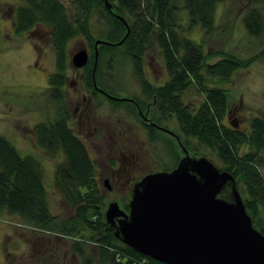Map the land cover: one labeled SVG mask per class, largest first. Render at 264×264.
<instances>
[{
  "label": "trees",
  "instance_id": "16d2710c",
  "mask_svg": "<svg viewBox=\"0 0 264 264\" xmlns=\"http://www.w3.org/2000/svg\"><path fill=\"white\" fill-rule=\"evenodd\" d=\"M110 1L112 9L103 0H69L75 8L68 13L62 0H21L16 7L14 26L17 33L36 24L48 25L51 30L56 63L48 76L47 90L55 108L52 117L45 116L32 126V130L45 155L61 158L56 167L58 184L70 205L75 207V214L66 220L53 212L41 156L31 151L23 152L12 136L0 133V226L4 216L9 214L47 232L84 233L88 230V240L96 242L100 248L98 264H168L137 251L115 236L106 221V206L103 210L99 196L97 164L86 142L70 126L68 111L62 109L64 78L69 65L67 44L76 33L82 32L92 46L97 37L111 42L99 44L96 76L100 85L108 89L101 74L106 52L111 54L107 69L115 55L120 53L129 58L144 93L151 97L157 91V109L175 112L186 147L195 154L208 156L221 169L233 173L253 224L264 233V174L259 168V153L264 148V118L252 116L247 130L229 125L225 121L229 95L221 86L205 88L202 98L193 105L181 96L192 80L202 77L229 80L235 70L254 59L220 50L215 53L216 60L208 61L210 51L205 50L204 43L185 32L199 25L203 38H209L217 29L216 14L225 0ZM114 10L127 19L130 25L127 34L125 23ZM95 11L103 21L101 28L97 20V30L92 28L91 22ZM185 17L188 24L183 21ZM243 21L251 35L258 36L264 31V16L259 7L245 11ZM122 38L123 41L117 43ZM157 50L163 57L168 78L163 85L154 87L146 77L144 54ZM90 72L91 66L87 75ZM90 85L91 92L98 94L97 88ZM244 145L248 149L240 153ZM124 206L128 208V204ZM76 249L83 254L81 246Z\"/></svg>",
  "mask_w": 264,
  "mask_h": 264
},
{
  "label": "rangeland",
  "instance_id": "374dc122",
  "mask_svg": "<svg viewBox=\"0 0 264 264\" xmlns=\"http://www.w3.org/2000/svg\"><path fill=\"white\" fill-rule=\"evenodd\" d=\"M20 2L21 0H0V133L12 136L14 142L23 152L30 153L31 151L41 156L44 162L43 173L45 184L49 190L48 198L51 208L54 213L67 220L74 216L75 207L70 205L68 197L58 184L56 167H58L61 158H50L45 155L37 144L32 130V126L45 116L52 117L55 108L54 101L49 97L48 90L45 88L48 84V75L55 69L56 63L55 51L49 40L51 30L48 25L36 24L33 26V31L19 35L14 29V21L16 7ZM62 2L67 13L74 11L75 7L70 4L69 0H62ZM253 6L259 7L264 16V0H225L219 5L216 14L217 29L209 38L206 39V36L203 38V29L199 25L185 31L189 32V35L195 40L204 43L205 50L210 51L207 56L208 61L216 60L218 56L215 53L220 50H228L226 52L254 59H249L247 65L235 70L229 80L208 79L209 77L194 79L181 93L183 100L193 105L202 98L205 88L221 86L226 89L229 95L230 116L229 118L225 117V121L229 123L232 119L241 120L240 128L246 130L249 129L252 116L258 115L264 118V31L258 36L251 35L243 21L245 11ZM114 13L116 16L120 14L116 10ZM97 20L102 28V18L95 11L91 22L93 23L92 28L96 30ZM183 21L188 24L187 17L183 18ZM95 33L97 34V32ZM78 34L79 36H76ZM73 38L69 41L71 48L79 45L77 40L83 39L82 32L76 33ZM149 59L151 64L145 63L146 74L152 82L164 83L168 78V72L160 51L149 52ZM105 63L109 66L108 61ZM103 64L102 69L108 73L106 76L110 79H107V82L104 81L103 84L106 83L111 93L117 92V88L123 86L128 89L126 90L128 94L139 96L142 94L141 86L133 74L129 58L121 56L120 53L115 55L109 70ZM66 74L68 75V97L72 98L75 86L72 80H77L78 73L70 65L66 69ZM101 74L103 77V71ZM158 77L161 79H157ZM120 79H124V81L122 82ZM95 98L96 104L99 102L102 105L99 104L101 107L96 106L98 109L96 113H101L103 118L106 116V119L113 122L121 114H124L123 111L122 113L112 111L116 104L102 98L101 95L97 94ZM70 108L74 110L73 105ZM232 108L237 111L232 113ZM74 113L75 111H71V114ZM74 119H70L69 122L76 126ZM83 127L81 129L77 126L75 130L87 140V146L97 164L98 191L104 210L108 201L114 198L121 201L123 197L121 183H118L112 190L104 184L107 163L110 156L114 157L118 153L117 146H115L112 135L107 137V132L100 142L89 143L88 138L95 135L86 129L87 126ZM170 127L179 131L175 120L170 123ZM97 134L99 135V133ZM134 134L142 143L147 139L146 132L141 130ZM180 134L182 133L180 132ZM183 136L182 134L181 137ZM170 137L169 133L161 132L158 136L159 142H156V149H154L155 145H149L147 141L145 144H140V157L136 159L132 170L134 179L140 177L145 171L151 170L152 167H161L160 160H163L164 157L166 160H163V164L173 163L174 160L165 153L164 142L171 145L175 156L182 153L178 143L174 144ZM247 149V145L242 146L240 153ZM155 150L160 153V156H153ZM191 154L194 153L191 152ZM119 155L121 154L118 153L116 156L119 158ZM212 157L220 164V160L215 155L212 154ZM259 157L261 161L259 168L264 174V148L260 151ZM123 177L126 176L123 175ZM109 183L111 184V181ZM122 204H124V200H122ZM262 214L264 217V211ZM87 233L88 230L84 233L47 232L25 224L16 215L6 214L0 226V264H98L100 248L96 242L88 240ZM79 246L84 249L83 254L76 249Z\"/></svg>",
  "mask_w": 264,
  "mask_h": 264
},
{
  "label": "water",
  "instance_id": "95a60500",
  "mask_svg": "<svg viewBox=\"0 0 264 264\" xmlns=\"http://www.w3.org/2000/svg\"><path fill=\"white\" fill-rule=\"evenodd\" d=\"M117 16L127 34V19ZM97 57L96 50L95 64ZM87 60L86 48L71 58L77 67ZM183 150L175 167L147 172L134 183L128 211L116 199L108 203L105 218L115 236L168 264H264V233L253 224L233 173Z\"/></svg>",
  "mask_w": 264,
  "mask_h": 264
},
{
  "label": "flooded vegetation",
  "instance_id": "af4514ba",
  "mask_svg": "<svg viewBox=\"0 0 264 264\" xmlns=\"http://www.w3.org/2000/svg\"><path fill=\"white\" fill-rule=\"evenodd\" d=\"M14 25H15V21H14ZM14 29H15V26H14ZM30 31H33V27L28 28L22 32H19L18 34L21 35L23 33H29ZM50 35H49V40H50ZM76 36H79V34ZM97 39L104 40V42L103 41L99 42L96 45ZM73 40H75V38H73ZM69 41L67 44V52H68V59H69V65L67 66V68L71 65L73 69L77 71L78 78L77 80L76 79L72 80L75 85L73 87L74 94L72 98H69L68 92H67L68 75L65 73V78H64L65 82H64V88H63L64 97L61 101L63 107L62 106L61 107L63 110L66 109V111H68L69 121L70 119L75 118L74 120L76 122V126L71 125L72 123L70 124V122L69 124L74 129L75 133L80 138H82V140H84L85 142L87 140L81 137V135L75 130L77 126L81 127V129L84 128L83 126L85 127L87 126L86 129L89 132H91L93 135H95V136H90L88 138L89 139L88 142L91 144L100 142L101 139L106 135V132L108 134L107 137H109V135L113 136V141L115 143V146H117L116 150L121 155H119V158L116 156L118 153L114 155V157L110 156L109 161L106 166V175L104 177V184L106 183L105 181H107L108 183L109 181H111V184L109 183L111 187L109 188L106 186L108 189H111V190L115 189L118 183L122 184V187H123L122 196L123 197L121 198V201L117 198H114V199H116L119 202L122 208L128 211L129 201L131 198V192H132L134 183L143 174L147 172L155 171V170H162V169L164 170L172 169L177 164L179 158L184 154L183 146L186 147V145L184 144V138L180 136V130L176 131L172 127H170V123L174 122V120L176 121L178 125L175 112L172 111L171 109H165L163 111H161L160 109H157V105H156V103L158 102L157 91L155 90L154 93L151 95V97L147 96V94L144 93L143 88L140 85L138 80L137 82L139 83L142 89L141 90L142 94L140 96L136 94L126 93V90L128 89H125V87L123 86H119L117 88L118 89L117 92L111 93L108 90L109 88L106 89L105 87L100 85L98 78L96 76V67L99 61V44H102V43L109 44L111 43L109 42V40L105 38L97 37L94 41V45L92 46L90 40H88L87 37L83 35V39L77 40L79 45L74 48L70 47L71 44L69 45ZM50 44L53 47V43L51 42V40H50ZM81 48L87 49L88 60L84 65L77 67L71 62V58H72L73 53H75V49L77 52ZM96 50L98 51V57H97V62L95 64ZM144 58H145L144 64L145 63L151 64V61L149 59V52H146L144 54ZM55 59H56V56H55ZM110 60H111V54H108L106 52L103 63H105L106 61H110ZM89 65L91 66L90 75H85L87 72V69H89L90 67ZM107 67L108 66L105 63V68L107 69ZM145 72H146V66H145ZM106 74L108 73L105 70H103V78L107 82V79L108 80L110 79L106 76ZM146 77L153 84L154 87H159L164 84V83L161 84L160 82H157V81L152 82L151 79L148 77V75ZM157 79H161V78L158 77ZM120 81L123 82L124 79H120ZM90 84H92L93 87H95V89L97 88V90L99 91L98 95H101L102 98L106 100L108 99L109 102L116 104V107L113 108L112 111H118L121 113L123 111L124 114L123 115L121 114L119 117H117L115 121L111 122L110 120L106 119V116L105 118H103L101 113H96V111H98L96 106L99 104L101 105V103L98 102V104H96V102L94 101V99H96L95 95L97 96V94L94 93L93 91L91 92L92 86ZM45 88L46 89L48 88V84L46 85ZM72 105L74 107V110H71L70 108ZM71 111H75V113L71 114ZM231 111L233 113L234 111H237V110L235 108L234 109L232 108ZM229 114H230V109L228 110L227 108L225 117L229 118L230 116ZM240 121L241 120L232 119L230 120L228 124L236 128H240L242 124ZM138 130L146 132L147 139L143 140V143L145 144V142L147 141L149 145H153V146L155 145L154 149H156L157 147L156 142H159V138H158L159 134L161 132L169 133L171 136L170 138L172 142L174 144L178 143L182 153L181 154L179 153L180 155L176 157L175 152L174 150H172L171 145L168 142H164L163 145L165 146V151H166L165 153L166 155L170 156L171 159L174 160L173 163L169 164L166 162L163 164V160H166V158L164 157L163 160H160L161 167L157 168V166L156 167L154 166L155 168L152 167L151 170L145 171L140 177H138L137 179H134L133 173H132L133 166L135 165L136 159L140 157V149H139L141 148L140 144H143L142 141H140L139 138L134 134V132H137ZM97 133H99V135ZM187 149L189 150L190 153L192 152L189 148ZM156 153H157V150L153 152V156L154 155L160 156L159 152L157 154ZM197 155H200V154H197ZM123 175H125L126 177L124 178ZM97 176H98V172H97L96 177ZM122 200H124V204H122ZM110 201H108L107 204ZM107 204H106V207H107ZM126 204H128V208L124 206Z\"/></svg>",
  "mask_w": 264,
  "mask_h": 264
}]
</instances>
